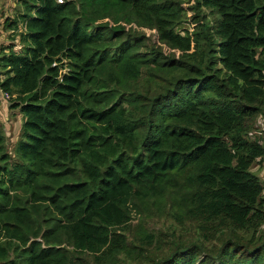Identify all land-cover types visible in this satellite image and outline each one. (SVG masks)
Masks as SVG:
<instances>
[{
  "label": "trees",
  "instance_id": "obj_1",
  "mask_svg": "<svg viewBox=\"0 0 264 264\" xmlns=\"http://www.w3.org/2000/svg\"><path fill=\"white\" fill-rule=\"evenodd\" d=\"M18 6L0 264H264V0Z\"/></svg>",
  "mask_w": 264,
  "mask_h": 264
},
{
  "label": "rangeland",
  "instance_id": "obj_2",
  "mask_svg": "<svg viewBox=\"0 0 264 264\" xmlns=\"http://www.w3.org/2000/svg\"><path fill=\"white\" fill-rule=\"evenodd\" d=\"M192 2L193 0H182V5L184 8H187L189 5L192 4ZM188 15H190V13H188ZM149 32L150 31H147V33ZM0 99H1V105L2 104L4 105V107L0 109V118H1V122L3 123L4 134L7 138V147L9 150H11V148L14 145V142L16 141L19 135L18 133L19 130L17 129L19 127L18 119L14 118L12 113L10 114L9 110H6L8 105L7 100L3 98L2 95L0 96ZM259 121L263 122V127H264V117H261ZM261 135L263 137L262 142L264 143V135L263 134ZM253 171L256 172L259 175L260 179L264 182V159H261L259 163L253 166ZM198 262L199 260H197L195 264H198Z\"/></svg>",
  "mask_w": 264,
  "mask_h": 264
},
{
  "label": "crops",
  "instance_id": "obj_3",
  "mask_svg": "<svg viewBox=\"0 0 264 264\" xmlns=\"http://www.w3.org/2000/svg\"><path fill=\"white\" fill-rule=\"evenodd\" d=\"M18 9L21 10V7L18 6V0H0V15L3 16L4 20H6V16H8V18L14 17L15 19V14ZM11 32L12 30H5V24L4 26L2 24L0 28V47L6 46L9 43H13L15 45V49L20 46L17 37L9 36ZM0 106V109L4 107V105H1V103Z\"/></svg>",
  "mask_w": 264,
  "mask_h": 264
},
{
  "label": "built area",
  "instance_id": "obj_4",
  "mask_svg": "<svg viewBox=\"0 0 264 264\" xmlns=\"http://www.w3.org/2000/svg\"><path fill=\"white\" fill-rule=\"evenodd\" d=\"M58 1L61 2V0H58ZM3 20H4L3 16L0 15V28H1L2 24H3ZM1 95H2V97L5 98L6 100L8 99V95H7V94H3V93H2Z\"/></svg>",
  "mask_w": 264,
  "mask_h": 264
},
{
  "label": "clouds",
  "instance_id": "obj_5",
  "mask_svg": "<svg viewBox=\"0 0 264 264\" xmlns=\"http://www.w3.org/2000/svg\"><path fill=\"white\" fill-rule=\"evenodd\" d=\"M2 93H0V96H1Z\"/></svg>",
  "mask_w": 264,
  "mask_h": 264
}]
</instances>
